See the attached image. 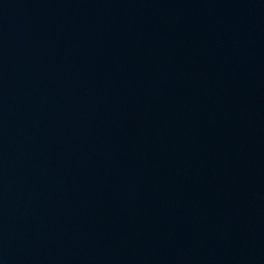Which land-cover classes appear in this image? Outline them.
<instances>
[{
	"label": "water",
	"instance_id": "water-1",
	"mask_svg": "<svg viewBox=\"0 0 264 264\" xmlns=\"http://www.w3.org/2000/svg\"><path fill=\"white\" fill-rule=\"evenodd\" d=\"M0 264H264V0H0Z\"/></svg>",
	"mask_w": 264,
	"mask_h": 264
}]
</instances>
